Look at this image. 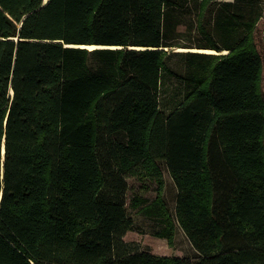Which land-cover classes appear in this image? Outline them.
<instances>
[{"label": "trees", "instance_id": "16d2710c", "mask_svg": "<svg viewBox=\"0 0 264 264\" xmlns=\"http://www.w3.org/2000/svg\"><path fill=\"white\" fill-rule=\"evenodd\" d=\"M44 1L0 0V264H264V0ZM162 163L195 260L129 240L173 243Z\"/></svg>", "mask_w": 264, "mask_h": 264}, {"label": "rangeland", "instance_id": "374dc122", "mask_svg": "<svg viewBox=\"0 0 264 264\" xmlns=\"http://www.w3.org/2000/svg\"><path fill=\"white\" fill-rule=\"evenodd\" d=\"M254 36L260 54L264 55V17L259 22ZM187 51L189 50H176V52ZM166 65L171 70L172 76H166L163 78L159 98L160 109L165 113H168L181 98V93L183 90L181 77L183 76L186 67L184 62L177 56H170V58L166 61ZM262 88L264 89V70L262 76ZM161 169L164 180L163 199L175 223L173 243L171 246H167L165 241H156L149 235L143 234L139 236L136 233L129 234V240L136 242L140 241L139 243L142 245V247L150 249V251L157 255H166L169 257L177 256L195 260L197 259L198 255L193 250L191 244L189 243L182 229L178 226L175 220V186L168 174L167 168L164 163L161 164ZM155 187L156 184L153 180L136 177L128 178L126 191V207H129L130 200L134 197L152 199L156 195ZM133 216L134 223L138 229H143L145 232H148L149 229H152V225L147 220L136 215Z\"/></svg>", "mask_w": 264, "mask_h": 264}, {"label": "bare ground", "instance_id": "6f19581e", "mask_svg": "<svg viewBox=\"0 0 264 264\" xmlns=\"http://www.w3.org/2000/svg\"><path fill=\"white\" fill-rule=\"evenodd\" d=\"M68 47H70V48L87 49L89 51L97 50V49H116V48H118V47H115V46H97V45H80V46L68 45ZM131 49L141 50V49H145V48H142V47H131ZM177 50L178 51H186V49H177ZM189 51L201 52V53H215L214 51H210V50H189ZM222 53H225V51L222 52Z\"/></svg>", "mask_w": 264, "mask_h": 264}, {"label": "crops", "instance_id": "0c3cea01", "mask_svg": "<svg viewBox=\"0 0 264 264\" xmlns=\"http://www.w3.org/2000/svg\"><path fill=\"white\" fill-rule=\"evenodd\" d=\"M224 1H231V0H224Z\"/></svg>", "mask_w": 264, "mask_h": 264}, {"label": "water", "instance_id": "95a60500", "mask_svg": "<svg viewBox=\"0 0 264 264\" xmlns=\"http://www.w3.org/2000/svg\"><path fill=\"white\" fill-rule=\"evenodd\" d=\"M44 4H46V0L44 1Z\"/></svg>", "mask_w": 264, "mask_h": 264}]
</instances>
